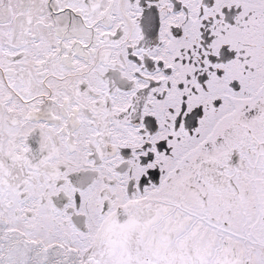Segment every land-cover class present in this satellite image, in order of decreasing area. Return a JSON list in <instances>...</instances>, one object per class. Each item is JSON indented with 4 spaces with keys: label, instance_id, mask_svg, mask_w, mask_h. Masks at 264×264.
Masks as SVG:
<instances>
[{
    "label": "snow or ice",
    "instance_id": "6c2138e0",
    "mask_svg": "<svg viewBox=\"0 0 264 264\" xmlns=\"http://www.w3.org/2000/svg\"><path fill=\"white\" fill-rule=\"evenodd\" d=\"M0 264H264V0H0Z\"/></svg>",
    "mask_w": 264,
    "mask_h": 264
}]
</instances>
